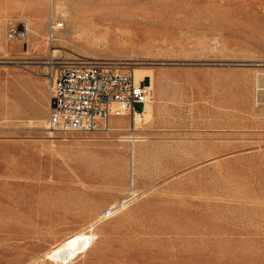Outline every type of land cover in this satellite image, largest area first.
I'll use <instances>...</instances> for the list:
<instances>
[{
	"label": "rangeland",
	"instance_id": "374dc122",
	"mask_svg": "<svg viewBox=\"0 0 264 264\" xmlns=\"http://www.w3.org/2000/svg\"><path fill=\"white\" fill-rule=\"evenodd\" d=\"M54 7L51 43L50 0H0V264H55L46 252L90 224L68 264H264V0ZM93 57L152 71L141 140L116 119L48 130L50 67Z\"/></svg>",
	"mask_w": 264,
	"mask_h": 264
},
{
	"label": "built area",
	"instance_id": "2783aa9c",
	"mask_svg": "<svg viewBox=\"0 0 264 264\" xmlns=\"http://www.w3.org/2000/svg\"><path fill=\"white\" fill-rule=\"evenodd\" d=\"M64 22L50 10L48 40L53 43ZM47 128L62 138L93 136L107 131L112 119L129 123L130 141L141 139L137 132L146 104L154 91L151 79L138 80L135 70L117 61L84 59L53 63L48 73Z\"/></svg>",
	"mask_w": 264,
	"mask_h": 264
},
{
	"label": "bare ground",
	"instance_id": "6f19581e",
	"mask_svg": "<svg viewBox=\"0 0 264 264\" xmlns=\"http://www.w3.org/2000/svg\"><path fill=\"white\" fill-rule=\"evenodd\" d=\"M65 3L66 2H63L62 6H60V8L58 7V9L59 10L61 9L62 12L64 11L65 15L66 14H71L70 10L68 9V6L65 5ZM50 8H51V11H55L56 12V8L54 7V0H50ZM73 14H75V13H73ZM71 23H72V26L74 24V26L79 27V26H82L83 22L81 20H79L78 16H74L71 19ZM91 25H94V23H92ZM56 40H58L60 42V41H62L64 39H62L60 37L59 39L57 38ZM52 48H54V47H52ZM52 52L57 53L58 50H52ZM93 58H97V57H93ZM135 74H136L137 79L138 80H142V81L146 77H149L151 79V85H152V88H153V91H154V87H153L154 83H153V73H152V71L146 70V69H141V68H136ZM152 114H153V108L150 105V103H147L146 107H145V112H144V116H145L144 119L149 121L151 116H152ZM116 120H118V125H122L123 122H127V120H124V119H116ZM117 129L118 130H122V131L124 130L123 128H117ZM112 130L114 131V130H116V128L107 127V131H112ZM128 137L129 136H126V138H125L123 136V137H120V138H121V140H126V139L128 140ZM118 139H119V137H118ZM83 190H84L83 191V197H84L85 200H90L93 197L99 195V193H100V187H98V186L97 187L96 186L87 187V189H83ZM121 205H123V204H121ZM117 207H113L107 213H105V215H107L108 213L109 214L115 213L118 210V208H119V207L118 208ZM92 227H93V224H90L89 226L87 225V227H84L83 229H81L79 231L77 230L76 232H74L71 235H69L66 238H64L59 243L55 244L49 251L46 252V258L51 260L52 263L54 262L55 264H68V263L74 261L75 259H77L80 255L86 254L92 248V246L94 244V241L96 239V236H97V235H95L96 233H93V228Z\"/></svg>",
	"mask_w": 264,
	"mask_h": 264
},
{
	"label": "crops",
	"instance_id": "0c3cea01",
	"mask_svg": "<svg viewBox=\"0 0 264 264\" xmlns=\"http://www.w3.org/2000/svg\"><path fill=\"white\" fill-rule=\"evenodd\" d=\"M148 78V77H147ZM145 81H147V79H145Z\"/></svg>",
	"mask_w": 264,
	"mask_h": 264
},
{
	"label": "trees",
	"instance_id": "16d2710c",
	"mask_svg": "<svg viewBox=\"0 0 264 264\" xmlns=\"http://www.w3.org/2000/svg\"><path fill=\"white\" fill-rule=\"evenodd\" d=\"M147 80H149V78H147Z\"/></svg>",
	"mask_w": 264,
	"mask_h": 264
}]
</instances>
